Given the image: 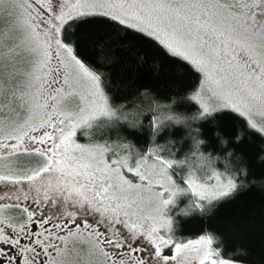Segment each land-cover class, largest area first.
<instances>
[{
	"label": "snow or ice",
	"instance_id": "1",
	"mask_svg": "<svg viewBox=\"0 0 264 264\" xmlns=\"http://www.w3.org/2000/svg\"><path fill=\"white\" fill-rule=\"evenodd\" d=\"M129 34L200 74L198 116L149 85L115 101L104 69L144 62ZM222 109L264 136V0H0V264H249L213 231L177 239L166 215L177 185L209 211L238 190L188 122Z\"/></svg>",
	"mask_w": 264,
	"mask_h": 264
},
{
	"label": "trees",
	"instance_id": "2",
	"mask_svg": "<svg viewBox=\"0 0 264 264\" xmlns=\"http://www.w3.org/2000/svg\"><path fill=\"white\" fill-rule=\"evenodd\" d=\"M126 39L136 40L139 54L144 57V62L138 64L135 57L129 56L123 68L114 65L104 69L111 74L109 79L112 85H120V87L108 88L117 103H139V99H134L132 86L149 85L161 104H167L166 101L173 96L176 97L172 104L174 112L189 114L199 110V106L186 96V93L200 79L199 73L182 61L163 56L161 50L150 42L132 34L126 36ZM160 61V74L157 75L155 74L156 65ZM165 68L171 71L165 74ZM178 68L183 69L182 73L176 74ZM125 85L128 87L127 90H124ZM198 127L202 130L200 134L207 140V143L201 146L205 152L210 149L213 153L223 155L232 148L234 149L233 157L239 154L240 159L237 157V161L233 160V164L237 169L240 165L246 166L244 180L248 183L246 187L238 188L231 198L218 203L210 213H197L187 217L176 216L179 228L175 237L177 239L193 238L207 229L222 237L226 251L236 252L237 249H242L243 252L238 254L239 258L248 261L249 264H264V160L257 159L260 153L264 152V136L249 127L244 118L228 110L213 113L206 120L200 121ZM216 129L228 138L227 146L222 147L219 137L213 135ZM84 131L81 130L77 134L78 140L82 143L88 142V137L83 135ZM90 131L95 139L109 135V129L99 123ZM185 133L186 128L173 126L170 134L180 138L185 137ZM238 133L241 135L237 141L234 138ZM166 135H169L167 129L160 140L162 141ZM141 140L143 137H138V142ZM190 143L187 137L182 140L177 158ZM216 167L223 170L225 165L218 160ZM186 199L187 197H181L179 205H183ZM175 211L176 209L172 208L170 214L172 215Z\"/></svg>",
	"mask_w": 264,
	"mask_h": 264
},
{
	"label": "clouds",
	"instance_id": "3",
	"mask_svg": "<svg viewBox=\"0 0 264 264\" xmlns=\"http://www.w3.org/2000/svg\"><path fill=\"white\" fill-rule=\"evenodd\" d=\"M186 96L189 97L190 93L189 92L186 93ZM166 103L167 104H170V103L173 104V100L170 99L169 101H166ZM176 113L181 114L186 118L198 116V111L193 112V113H189V114L180 113V112H176ZM206 119L205 118H198V119H190L188 121L192 125L193 128L199 129V132L196 134V136H197V139L201 141V146L206 144L207 140H206V138H204L200 134L202 130L198 127V124L200 121H203ZM174 126L183 127V125H174ZM187 132H188V129H186L185 137H187ZM213 135L219 137V143L222 147L227 146L228 138L223 136L219 132V129H216L213 132ZM240 135L241 134L238 133V135L234 139L238 141L240 139ZM185 137H180V138H175V139L176 140H183ZM237 138H239V139H237ZM201 152H203L204 155H206V156H210L212 158H219L218 160L221 161L222 163L227 161V165L225 166V168L223 170H221V169H217V170L221 171V172H226L229 176H231L232 179L236 181L238 188H242V187L247 186L248 182H246L244 180V176L246 175L247 168L245 165H240V167L238 169L234 166L233 160L237 161V157H239V159H240L239 154H236V156L233 157L232 154L234 152V149L229 148L228 151L225 152L223 155H221L219 153H213L210 149L207 152H205L202 147H201ZM182 158H183V156L181 155L177 159H182ZM257 159L258 160H264V152H261ZM174 191H175V195L172 197V202L169 204V206L166 209V215L168 217H170V219H171V232L173 235H175V233L177 232V230L179 228V221L175 219L176 216L187 217V216L192 215V214H197V213L206 214V213H210L212 211V210L209 211L208 209L202 210L199 208L192 207L191 193L188 192L187 190H184L183 186L177 185L176 189H174ZM181 197H187L186 202L183 205H179V200ZM171 208H175L176 211L170 216V215H168V212L170 211Z\"/></svg>",
	"mask_w": 264,
	"mask_h": 264
},
{
	"label": "rangeland",
	"instance_id": "4",
	"mask_svg": "<svg viewBox=\"0 0 264 264\" xmlns=\"http://www.w3.org/2000/svg\"><path fill=\"white\" fill-rule=\"evenodd\" d=\"M222 110L232 111V110H230V109H222ZM219 111H221V110H219ZM217 112H218V111H217ZM232 112H233V111H232ZM94 125H96V124H94ZM94 125H93V126H94ZM81 130H84V129H78V130H77V134H78V132L81 131ZM77 134H76V136H75L76 141L79 142V143H82V142H80V141L78 140V138H77ZM171 209H172V208H171ZM171 209H170V211L168 212V215H170V216H171V214H170V213H171ZM124 231H125V233H126V229H125Z\"/></svg>",
	"mask_w": 264,
	"mask_h": 264
}]
</instances>
